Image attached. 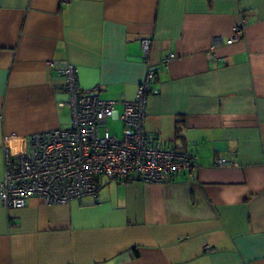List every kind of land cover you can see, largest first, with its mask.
I'll use <instances>...</instances> for the list:
<instances>
[{"label": "crops", "instance_id": "1", "mask_svg": "<svg viewBox=\"0 0 264 264\" xmlns=\"http://www.w3.org/2000/svg\"><path fill=\"white\" fill-rule=\"evenodd\" d=\"M67 63L104 100H133L154 67L145 128L197 166L102 178L68 204L0 201V264H264V0H0V185L6 136L69 127Z\"/></svg>", "mask_w": 264, "mask_h": 264}, {"label": "built area", "instance_id": "2", "mask_svg": "<svg viewBox=\"0 0 264 264\" xmlns=\"http://www.w3.org/2000/svg\"><path fill=\"white\" fill-rule=\"evenodd\" d=\"M243 27L233 26L226 43L241 39ZM221 42L215 37L213 44ZM149 48L150 40L142 39L145 57ZM172 57L166 56L162 65L167 66ZM62 75L69 127L34 133L25 140L11 135L3 139L0 201L4 208L25 207L32 198L48 205L68 204L84 195L96 199L102 178L159 184L197 166L192 149L167 145L145 128L148 96L156 92L154 67H147L133 100H104L95 89L82 90L71 64L65 65ZM108 120L121 123L119 136L109 130ZM228 164L225 158L213 162L214 166Z\"/></svg>", "mask_w": 264, "mask_h": 264}, {"label": "rangeland", "instance_id": "3", "mask_svg": "<svg viewBox=\"0 0 264 264\" xmlns=\"http://www.w3.org/2000/svg\"><path fill=\"white\" fill-rule=\"evenodd\" d=\"M107 127L112 133H115L117 136L121 134V126L118 120H108Z\"/></svg>", "mask_w": 264, "mask_h": 264}]
</instances>
